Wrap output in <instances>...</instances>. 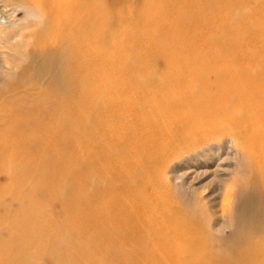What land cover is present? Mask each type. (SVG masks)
<instances>
[{
    "label": "bare ground",
    "instance_id": "bare-ground-1",
    "mask_svg": "<svg viewBox=\"0 0 264 264\" xmlns=\"http://www.w3.org/2000/svg\"><path fill=\"white\" fill-rule=\"evenodd\" d=\"M0 264H264V0H0Z\"/></svg>",
    "mask_w": 264,
    "mask_h": 264
},
{
    "label": "rangeland",
    "instance_id": "rangeland-1",
    "mask_svg": "<svg viewBox=\"0 0 264 264\" xmlns=\"http://www.w3.org/2000/svg\"><path fill=\"white\" fill-rule=\"evenodd\" d=\"M138 3L139 0H134ZM252 3L253 2H257V0H250ZM138 8H140V6H138ZM234 8V7H233ZM258 9H262V5L261 3L258 4ZM118 12H120L123 15H126V17H128V19H130L131 21H136V19L138 18V12H140V10L136 9V10H132V8H130V6L128 4H121L119 3V5L116 7V9ZM250 11V9L248 10V12ZM114 12V10H113ZM230 10L228 8L223 9L222 13H229ZM238 20H234L231 24H233L234 27L237 26L238 24ZM238 34L236 33L235 35L233 34V36H237ZM232 37V35H231ZM167 43L171 42L170 38H166L165 39ZM233 153L235 152V156L234 158H232L231 160H229L228 162L224 163V167H226V170L223 173L218 172L217 175V179L213 180V182H211L212 184L210 185V180L212 179V171H213V166L208 168V171L210 173H207V175H205L204 177L200 178V180L195 182V187L197 186H203L204 188V193H210V191L212 189H214L215 191H217L219 193L216 201H217V206L219 207L220 205V200H222V196L224 193H229V195L233 196V194L235 193V191H238L239 189H241L242 187L246 186L249 183V179H250V173L247 169H245V165H244V160L242 158H238L237 153H239V150H234L232 149ZM230 163V164H229ZM228 165V166H227ZM232 170V172H231ZM206 184V185H205ZM230 184V188L227 189V191L224 193L222 192V189L225 187H227V185ZM216 185V186H215ZM208 186V187H207ZM209 189V190H208ZM231 189V190H230ZM219 190V191H218ZM221 191V192H220ZM232 191V192H231ZM231 192V193H230ZM220 196V197H219ZM217 207V208H218ZM200 219L202 221L207 219V215L206 213H204L203 217L200 216ZM232 228L231 227H226L224 228L223 232H222V236L226 237L229 236L232 233Z\"/></svg>",
    "mask_w": 264,
    "mask_h": 264
}]
</instances>
